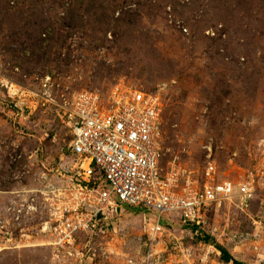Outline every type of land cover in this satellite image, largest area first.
I'll list each match as a JSON object with an SVG mask.
<instances>
[{
	"label": "rangeland",
	"instance_id": "rangeland-1",
	"mask_svg": "<svg viewBox=\"0 0 264 264\" xmlns=\"http://www.w3.org/2000/svg\"><path fill=\"white\" fill-rule=\"evenodd\" d=\"M117 89L159 96L163 172L202 187L213 165L214 181L252 188L248 202L212 206L196 228L163 219L153 246L151 213L120 205L52 245L47 193L78 163L68 105ZM218 246L264 264V0H0V264H225Z\"/></svg>",
	"mask_w": 264,
	"mask_h": 264
},
{
	"label": "built area",
	"instance_id": "built-area-1",
	"mask_svg": "<svg viewBox=\"0 0 264 264\" xmlns=\"http://www.w3.org/2000/svg\"><path fill=\"white\" fill-rule=\"evenodd\" d=\"M66 115L72 134L70 149L78 163L67 188L56 192L51 185L47 193L50 220L42 233L54 238V246L71 245L78 234L119 217L124 213L120 205L151 213L142 221L153 246L168 230L163 219L195 228L212 206L237 196L248 202L252 188L244 185L235 192L230 184L214 181L213 165L208 166L202 187L175 166L163 172L162 105L156 94L117 89L106 101L83 91L68 105Z\"/></svg>",
	"mask_w": 264,
	"mask_h": 264
},
{
	"label": "trees",
	"instance_id": "trees-1",
	"mask_svg": "<svg viewBox=\"0 0 264 264\" xmlns=\"http://www.w3.org/2000/svg\"><path fill=\"white\" fill-rule=\"evenodd\" d=\"M196 228V227H195ZM204 240L207 242V243H209V240H210V238L209 237H204ZM218 250H219V252L222 254V256H223V260L225 261V264L227 263V264H229V263H234V264H240V263H238V262H233V259H232V256L226 251V250H224L223 248H221V247H219L218 246V248H217Z\"/></svg>",
	"mask_w": 264,
	"mask_h": 264
}]
</instances>
